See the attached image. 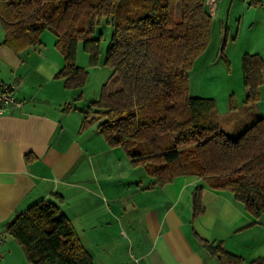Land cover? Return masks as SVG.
I'll list each match as a JSON object with an SVG mask.
<instances>
[{"label": "trees", "instance_id": "1", "mask_svg": "<svg viewBox=\"0 0 264 264\" xmlns=\"http://www.w3.org/2000/svg\"><path fill=\"white\" fill-rule=\"evenodd\" d=\"M207 11L204 0H0L6 46L17 52L40 44L42 31L53 33L65 62L57 77L68 88H81L87 76L76 63L78 42L97 65L99 28L108 25L104 63L112 79L86 106L84 124L96 122L108 144L120 145L153 184L178 175L201 177L230 191L257 219L264 217V116L232 137L219 127L213 99L188 90L192 63L210 42ZM261 60L257 53L241 57L246 102L257 99ZM199 203L196 192L195 214ZM7 230L29 264H93L67 216L50 201L16 215ZM212 251L226 264L241 261L219 245ZM251 264H264V257Z\"/></svg>", "mask_w": 264, "mask_h": 264}, {"label": "crops", "instance_id": "2", "mask_svg": "<svg viewBox=\"0 0 264 264\" xmlns=\"http://www.w3.org/2000/svg\"><path fill=\"white\" fill-rule=\"evenodd\" d=\"M216 3L212 29L215 20L221 27L264 20V0ZM3 33L0 21V82L13 84L23 104L0 116V264H29L7 227L39 201L67 216L93 264H226L215 245L241 257L239 264L264 257V217L250 215L230 191L195 175L153 184L96 122L84 124L81 88L57 77L65 62L53 33L42 31L40 44L17 52Z\"/></svg>", "mask_w": 264, "mask_h": 264}, {"label": "rangeland", "instance_id": "3", "mask_svg": "<svg viewBox=\"0 0 264 264\" xmlns=\"http://www.w3.org/2000/svg\"><path fill=\"white\" fill-rule=\"evenodd\" d=\"M249 22L225 21L221 27L218 20H215L210 42L195 58L188 75L190 95L212 98L219 115V127L232 137H236L258 117L264 116V68L261 73L262 81L257 86V99L248 102L245 100L249 88L245 86L242 75L240 61L243 53H258L264 63V20L252 24ZM226 23L227 35L223 37ZM109 28L105 24L99 28L102 36L97 65L90 63L88 53L83 49L82 43L78 42L76 63L87 71L86 80L81 87L82 97L77 100L80 108L85 109L91 101L98 99L104 84L112 79L113 70L104 63L110 38Z\"/></svg>", "mask_w": 264, "mask_h": 264}, {"label": "built area", "instance_id": "4", "mask_svg": "<svg viewBox=\"0 0 264 264\" xmlns=\"http://www.w3.org/2000/svg\"><path fill=\"white\" fill-rule=\"evenodd\" d=\"M207 9L211 16L214 15L216 9V0H204ZM14 85L4 82H0V116L4 114L7 110L12 108L22 107L23 101L15 97L13 91ZM0 250H1V240H0ZM2 258V252L0 251V263ZM105 264V263H99ZM131 264H141L138 259L132 258Z\"/></svg>", "mask_w": 264, "mask_h": 264}]
</instances>
